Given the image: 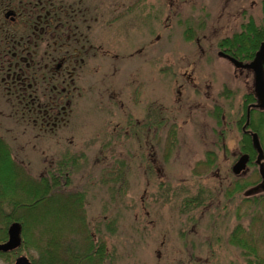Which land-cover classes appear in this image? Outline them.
Masks as SVG:
<instances>
[{
    "label": "rangeland",
    "instance_id": "obj_1",
    "mask_svg": "<svg viewBox=\"0 0 264 264\" xmlns=\"http://www.w3.org/2000/svg\"><path fill=\"white\" fill-rule=\"evenodd\" d=\"M170 1L152 0L118 18L111 0L101 3L106 24L94 25L93 38L108 55L90 52L73 79L67 115L56 125L33 116V123L23 120L0 85V147L20 166V180L53 177L55 187L82 192L78 215L86 221L85 228L78 222V230L64 222L63 230L65 219L58 215L67 202L51 199L49 211L41 204L12 208L5 198L26 203L30 197L8 193L0 198V242L13 221L7 222L8 214L25 217V223L18 220L22 245L0 252V264H14L21 255L49 264L55 250L65 253L69 245L87 252L89 243L106 245L113 264H246L250 255L229 242L237 226L235 234L251 240L264 260V189L256 154L244 173L231 170L249 130L259 133L264 148V114L254 116L259 129L251 120L244 129L253 72L236 68L218 46L249 17L261 22L262 0H183L180 8ZM75 54L81 56L80 50ZM66 153L70 163L59 173ZM119 172L124 178L114 182ZM237 182L248 184L227 195ZM199 188L205 204L183 210L182 199Z\"/></svg>",
    "mask_w": 264,
    "mask_h": 264
},
{
    "label": "flooded vegetation",
    "instance_id": "obj_2",
    "mask_svg": "<svg viewBox=\"0 0 264 264\" xmlns=\"http://www.w3.org/2000/svg\"><path fill=\"white\" fill-rule=\"evenodd\" d=\"M105 1L0 0V71L5 73L0 85L3 83L23 120H40L42 124L53 121L56 125L65 118L72 104L73 79L88 63L90 52L108 55L109 50L93 38L97 29L94 25L106 24L100 6ZM183 2L169 3L180 8ZM111 3L118 18L132 8L152 5V0ZM76 50L81 56L75 54ZM132 52L127 55L130 57Z\"/></svg>",
    "mask_w": 264,
    "mask_h": 264
},
{
    "label": "trees",
    "instance_id": "obj_3",
    "mask_svg": "<svg viewBox=\"0 0 264 264\" xmlns=\"http://www.w3.org/2000/svg\"><path fill=\"white\" fill-rule=\"evenodd\" d=\"M262 19L261 22H258L255 18L252 16L249 17L248 21L242 24L241 31L235 32L232 36L225 37L221 39L218 42V46L227 52L228 54L233 55L234 57L238 58L241 61H250L254 58L256 50L258 49L260 43L264 41V0H262ZM191 29V26H190ZM255 99L254 93H249L245 95V101H244V116H246V110H247V104L251 103ZM222 112L221 109H216V115L219 117V114ZM264 110L260 111L258 109H251V125L254 126L255 130L259 129V126L255 123V115H263ZM220 120V119H219ZM241 124V119L239 120ZM260 124V123H259ZM1 140V137H0ZM241 152H248L251 155L250 163H253V156L252 154H256L255 148L252 145L251 136L245 135L244 139L241 140ZM240 152V153H241ZM70 157L66 153V157L64 160H60L59 165H62L63 168L61 170L58 169L59 173H63L66 170V166L68 163H70ZM255 163V162H254ZM66 164V166H65ZM256 164V163H255ZM58 166V167H62ZM20 166L13 161L11 158L10 152L7 148L0 147V198L6 196L8 193H26L29 195L30 198H27L25 200L26 203H19V201L13 200L11 198H5L7 203L12 205V208H18V207H25L26 209L32 210L33 208L37 207L38 205H43V207L48 209L46 207V204L50 202V200H54L55 202H67L69 205L67 210L66 208H63L61 211L60 217L64 216L65 221H61V224L63 226V230L67 227L64 222H67L69 224H72V229L78 230V222L80 225V228H85L86 221L83 216L78 215L79 211H83V204H84V194L82 192H74V193H67L66 188H61L57 185L56 178L51 179L47 176L35 181H28L26 180H20V177L22 174L19 172ZM121 168V167H120ZM55 175V174H54ZM124 178L122 177V173L119 172V174L113 179V181H119L120 179ZM234 188L231 191L227 192V195L232 196L237 191H242L244 189V186H247V182L243 183H235ZM263 184V183H262ZM120 192V190L118 189ZM205 189L199 188L197 193L188 194L182 199V208L183 210H189L191 208L198 207L202 204H205L206 196L203 195L206 194L204 192ZM264 193V192H263ZM49 197H46L48 196ZM42 196V197H41ZM53 196H59L57 200L53 199ZM251 201H258L257 198H249ZM35 201V202H34ZM20 205V206H19ZM70 210L72 211V214H70ZM49 212H46L43 214V217L46 218V215ZM58 214V213H57ZM80 214H83L80 212ZM71 215V216H70ZM84 215V214H83ZM57 216V217H58ZM8 221L10 220H20L23 223L25 217L19 216V217H12L10 214L7 216ZM47 217H50L47 216ZM59 218V217H58ZM57 218V220H58ZM75 224V225H73ZM45 225V223H44ZM24 227V226H23ZM45 226H43L44 229ZM236 230L232 233V236L229 238V242L233 245H236L240 247L242 250L243 255L249 256L248 259H250L246 264H264V260L259 256L257 253V248L255 247L254 243H252L251 240L245 239L242 235L240 236L238 233L235 234L240 230V227L237 226L235 228ZM46 233V231H44ZM42 233V240L43 242H47V249L49 250V241L48 238L45 239V233ZM88 234V231H87ZM45 242V244H46ZM66 252H58V250H55V252L50 254L49 264H113L109 261V258H111V253H108V249L106 250V245L100 244L94 246L93 244L89 243V248L87 249V252L85 251H78L73 250L69 247V245H66ZM55 249L57 246L54 247ZM59 249V247H58ZM76 249V248H75ZM79 250H83L81 247H78ZM68 254L65 255V254ZM56 260H54V259Z\"/></svg>",
    "mask_w": 264,
    "mask_h": 264
},
{
    "label": "water",
    "instance_id": "obj_4",
    "mask_svg": "<svg viewBox=\"0 0 264 264\" xmlns=\"http://www.w3.org/2000/svg\"><path fill=\"white\" fill-rule=\"evenodd\" d=\"M221 55L226 56L234 63L237 67H247L252 69L254 74V91L257 97V102L251 104L247 110V120L244 129L250 123V107H258L264 109V41L260 44L253 60L248 63L239 61L234 56H230L225 52L221 51ZM252 137L253 146L257 151L255 162L258 165L259 174L263 180V184L260 185L264 189V149L260 142L259 135L256 131H248ZM250 160L249 153H242L236 162L232 166V170L235 174L244 173L248 167ZM251 191V190H249ZM22 225L19 221H14L8 228V239L5 242H0V251H9L20 246L22 242L21 238ZM15 264H32L29 258L25 255H21L16 259Z\"/></svg>",
    "mask_w": 264,
    "mask_h": 264
}]
</instances>
